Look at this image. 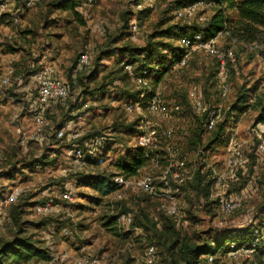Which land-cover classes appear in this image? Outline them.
<instances>
[{
	"label": "rangeland",
	"instance_id": "1",
	"mask_svg": "<svg viewBox=\"0 0 264 264\" xmlns=\"http://www.w3.org/2000/svg\"><path fill=\"white\" fill-rule=\"evenodd\" d=\"M75 1H78L75 8L82 15L85 26L78 25L73 14L55 6L50 7L53 0H32L29 6L28 0H0V235L9 238L18 226L34 234L50 259H34L27 264H93L92 260H98L99 264H167L164 247L153 231H137L120 218L122 213L137 212L140 203L145 202V195L129 188L121 201H114L113 195H109L101 204L95 203V193L88 186L87 180L78 174L83 173L88 166L81 167L74 163V145L71 147L69 141H58L52 137L46 141L44 139L43 143L25 139L35 131L32 109L30 106L25 107V103L34 101L36 91L30 76L24 78L21 72L25 68L24 56L27 58L32 52L33 58L38 59L35 69L46 68L55 76L68 80L79 54L88 52L91 57L90 71L94 68L93 71L96 72L87 73L84 82L93 88L104 77L119 69V62L125 60V55L117 52L95 61L98 51L107 50L109 36L123 32L124 41L129 34L128 40L143 45L146 36L154 29L165 10H168L166 16L175 15L173 12L177 0ZM207 5L206 9L200 11V15H210L211 3ZM134 21L139 24L135 39L130 31ZM173 21L186 22L175 16ZM28 30L30 34L24 35ZM123 40L117 44L118 47L123 44ZM218 45L223 51L233 49L236 52L237 62L226 68V75L221 74L215 57L204 50H194L185 66H175L174 73L159 84L167 103L171 104L175 100L179 102V112L168 115L127 112L126 105L134 103L132 94L136 88L126 78L125 81L116 83L117 87L111 93L100 94L95 100L89 95H83L86 104L92 105L90 110L85 111L87 106L72 115H66L64 123L72 120L75 123L73 130L84 133L103 131L107 139L113 138L102 153L105 156L102 166L111 170L118 157L134 154L138 150L137 135L144 122H149L156 128L173 130V142L181 148V157L186 162L188 171L202 163L222 169L229 138L234 134L243 144L242 154L247 161L246 166L238 171L235 181L236 184H241L239 180L251 172L248 164L253 166L260 158L255 137L257 113L254 110L244 112L239 108H230L237 102L244 88L252 90L251 103L256 96L264 94V54L249 50L244 45H233L223 36L218 39ZM9 67L15 69L19 76L16 79L12 77L8 84H3L2 80ZM223 82L229 85L226 96L221 93ZM76 91L72 92L80 94ZM197 99H201L207 108L222 106L217 125L227 122L225 134L219 144H215L210 150H204V161L196 151L188 149L186 144V136L191 129V114H202L195 108L194 102ZM57 116L61 118L63 115L59 111ZM133 123V131L123 129L121 135L113 131L116 124ZM110 133L114 135L111 136ZM212 133L205 132L204 137L207 138ZM48 134L53 136L56 132L46 129L45 136ZM47 152L52 158L57 155L55 161L43 167L29 166L30 160ZM150 165L149 162L127 178H140ZM166 165L165 159H162L159 166L154 168L155 184L162 192L172 185V182L168 186L162 181ZM114 170L117 171L116 168ZM86 172H90V169ZM246 180L248 183L243 190L234 191L242 197V210L227 217L218 213L215 204L196 201L192 193L189 195L184 191L178 194L184 214L183 223L178 225L182 234H199L201 238L215 237L221 232L216 227L220 220L225 222L226 227L222 231L228 232L247 228L251 220L252 223H258L263 218L264 167H260L256 174ZM235 182L229 181V189ZM224 187L227 190V184ZM16 192L17 199L10 202L11 196ZM64 194H71L72 200H66ZM46 203L53 206V211L42 215L37 207ZM190 203L195 204L194 219L186 218L188 215L185 211ZM144 205L151 216L160 222L159 201L151 198ZM18 208L20 216L16 223L12 216ZM109 217L111 220L116 219L111 226L108 225ZM43 220L49 222L38 227L37 224ZM153 245L156 257L149 262L144 253ZM234 261L259 264L254 257L249 259L239 256L235 259L229 255L221 256L219 264H232ZM260 264H264V259L260 260Z\"/></svg>",
	"mask_w": 264,
	"mask_h": 264
},
{
	"label": "trees",
	"instance_id": "2",
	"mask_svg": "<svg viewBox=\"0 0 264 264\" xmlns=\"http://www.w3.org/2000/svg\"><path fill=\"white\" fill-rule=\"evenodd\" d=\"M197 1L199 0H177L173 12L175 18H177L176 12L178 10L184 9ZM203 1L208 4L211 3V12L210 15L206 17L205 21H199L198 16H196L193 18H177L186 21L185 23L182 21L174 22V16H166L168 10H165L160 19L156 22L154 29L146 36L143 45H137L132 42V40H128L129 34L127 40L124 41L123 39H125V37H123V32L110 35L109 42L106 45L107 50L98 51L95 56V61H99L104 55L111 56L115 55L117 52L125 55V60L119 62V69L110 73L107 77H104L102 82L93 88L87 85L84 82V79L87 73H94L96 70L93 71V68V72L90 71V64L81 69L77 68L78 59L82 54L80 53L74 66L70 70L68 78V81L71 82L72 85V91L77 90L76 92L80 94L72 92L71 96L64 101H59L46 109V126L43 134L45 136L46 129H48V131L56 132V134L53 136L48 134L47 137H44L45 141L48 138L51 139V137L58 141H69L71 147L74 145V153L76 145L85 150V141L90 140L96 135H103L106 137L103 131H89L83 133V135L77 139L68 140L66 135L62 138H57V133L64 127L66 115H72L80 109L85 108L87 101L84 99L83 95H89L95 100L100 94L104 95L111 93L113 89L117 87L115 86L116 83L119 81H125L126 78L130 79L136 88L134 90L135 92L132 94L134 99L132 101L134 103L140 102L145 104L148 98L157 88H159V84L165 78L174 73L175 66H178L181 59L187 54L188 49L181 45V39L184 37H190L195 33H201L204 38L209 39L216 37L221 33L223 38L233 45H244L249 50L264 54V0ZM77 3L78 1L75 0H53L49 6H55L61 11L73 14L78 25L85 26L82 15L75 8ZM140 19L142 20L141 16ZM190 21H194V23H190ZM27 34H30V30L24 32V35ZM121 40L124 42L118 47L117 44ZM255 44L258 47L254 48L253 45ZM230 50H232L236 56V52L233 49ZM24 58L25 60L23 61L25 68L23 67L21 72V76L23 77L28 76L30 66L32 65L36 67V63L38 62L37 58H33L32 52L28 54L27 58L25 56ZM236 59L237 56L235 57L234 62H237ZM234 62L228 60L226 67L229 68ZM126 65L131 66L133 76L129 74L128 70H126ZM18 76L19 74H17L14 69L12 77H15L16 79ZM134 76L144 78L147 81L148 88H142V86L134 80ZM142 92H144L143 97H141ZM251 92L252 90L246 88L241 90L237 102L231 106L230 109L234 110V108H239L244 112L245 110H254L257 113V122L264 123V94L256 96L255 101L251 103ZM175 102L179 104L178 101L175 100ZM90 105L85 108V111L90 110L92 106ZM59 111L63 115L61 118L57 116ZM206 116V113L199 115L193 112L191 114V129L186 136L188 149L196 151V154L198 150H202L203 153L201 155L205 156V151L212 149L215 144H219L222 140L225 134V126L227 124V122H223L220 125L216 124L214 129L208 130L205 127ZM134 125L135 123L116 124L114 125L115 129L113 128V131L114 133L117 132L121 135L123 129L127 132L133 131ZM208 131L213 133L205 138L204 134ZM114 133H110V135L112 136ZM110 141H113V138L112 140L106 138L104 148L96 156L87 159L88 169L84 168L85 171L83 173H78L83 179L87 180L88 186L95 193L96 197H93L95 203L101 204L105 197L113 195L116 192L117 186L113 180L115 174H120L127 178L135 174L139 169L145 167L149 163L151 157L149 152L138 147V150H136L134 154L131 153L118 157L116 162H114L115 165H113V170L108 169L109 167L102 166L105 161V156H102V153ZM170 141L174 144L173 138L172 140L170 139ZM56 156L57 155L55 154L53 157L56 159ZM54 158H52L50 153L47 152L30 160L29 166L43 167L50 164L52 161H55ZM203 165L204 164L202 163L201 166H198L193 180L188 181L183 185L181 187V192L186 191L189 195L191 193L194 194V199H196V201L200 202L203 200L202 203L206 202L205 204L208 205H217L216 200L211 198L209 179L210 171L203 169ZM248 166L251 167V172L246 173V176H244L246 178L242 177L239 180L241 184H236L235 182L233 187L229 189V193L241 189L243 190L248 183L246 179L251 177L252 174H256L260 167H264V160L260 162L259 159L257 163H253V166L250 163ZM115 168L117 171L114 170ZM89 169L90 172H86ZM139 193L145 195V202H141L142 204L140 203L137 212H131L133 220L129 224V227L142 232L153 231L159 239L161 246L164 247L167 264H219L221 256L229 255L231 244L236 245V247H241L243 245L250 246L258 236L254 232V229L259 230L260 234H264V206L262 208L263 218L260 219L258 223H252L241 231L235 230L228 232L226 230H221L219 235L215 237L210 236L209 238H201L199 234H195L194 236L182 234L178 226L180 224H178L172 217L166 216L161 212L160 201L157 198H154L148 193ZM151 198L159 201V210L161 212L160 222L156 221V219L151 216L147 207L144 205L147 200H150ZM194 209L195 204L190 203L185 211L188 215L186 218H196L195 212L193 211ZM19 216L20 212L18 208L13 212L12 216L16 223ZM114 220H111V217H109L108 225H113ZM48 222V220H43L42 223L37 225L38 227H42ZM16 229V232L9 238L0 235V264H27L34 259L45 261L50 259L48 252L45 248L40 246V241L35 238L34 234H30L26 230H23L21 226H18ZM258 237L260 239L255 247L254 258H256L257 262L260 264V260L264 259V240L260 235ZM209 257H213V260L209 261Z\"/></svg>",
	"mask_w": 264,
	"mask_h": 264
},
{
	"label": "built area",
	"instance_id": "3",
	"mask_svg": "<svg viewBox=\"0 0 264 264\" xmlns=\"http://www.w3.org/2000/svg\"><path fill=\"white\" fill-rule=\"evenodd\" d=\"M32 0H28L27 5H31ZM1 6V5H0ZM207 3L203 0H199L184 9L178 10L176 12L177 18L189 17L193 18L198 16V20L203 22L206 20L204 15H200V11L206 9ZM141 7V6H139ZM139 24L134 21L130 26V31L132 33V38L135 39V35L138 33ZM221 33L213 38H204L201 33H195L190 37H184L181 39V45L188 49L187 54L181 59L179 63L180 66H185L188 63L189 56L194 50H204L209 55L215 57L218 67L222 75H226V66L228 60L234 62L235 55L232 50H221L218 45V39L221 37ZM253 47H258L256 44ZM91 57L88 52H83L77 63V68L81 69L90 64ZM126 70L129 74L133 76L131 66L126 65ZM29 76L32 81V85L36 91V98L31 104L32 113L34 115L35 131L25 137L27 141L42 143L44 140V131L46 126L45 111L50 106L56 104L59 101H64L71 96L72 85L68 80L55 76L52 71L46 68H36L35 66H30L28 70ZM14 74V69L9 67L5 73L2 80L3 84H8L10 79ZM134 80L142 86V88H148L147 81L142 77H135ZM229 92V85L225 82L222 83L221 93L222 96H226ZM144 96L142 92L141 97ZM195 108L199 113H206L205 127L208 130L214 129L218 118L222 112V106L218 105L214 108H207L201 99H197L194 102ZM88 104L85 105L87 107ZM30 109V110H31ZM181 109L180 105L173 101L171 104L167 103L163 99V92L160 88L148 98L145 104L136 102L133 104L126 105V111L131 113L133 111H138L137 113L142 114L147 112L149 114H162L168 115L172 112H177ZM75 123L72 120L65 122L64 127L58 131L57 136L62 138L67 136L68 140H74L82 136L84 132L79 130H73V125ZM255 134L258 142L257 152L260 155V160H264V123L257 122L255 126ZM173 138L172 129L156 128L149 124V122H144L143 126L140 127V132L137 135V146L143 148L151 154L150 157V167L144 174L136 179L129 180L123 175L115 174L113 180L117 186L116 192L113 194L112 199L116 201H121L125 198L126 190L132 188L136 192H144L157 198L160 201V210L166 216L172 217L178 224L183 223L184 214L178 201L177 195L181 193V187L185 185L188 181H192L198 166H195L192 171L186 170V162L182 160V151L179 146L173 144L170 139ZM106 137L103 135H96L88 141L84 142L85 150L79 146H75L74 149V163L81 167L87 165V159L96 156L105 146ZM242 145L237 137L232 134L229 138L227 155L223 161V168L217 169L214 166L204 164L203 169L210 171V191L211 198L215 199L217 202V211L222 216L233 215L243 208L242 197L236 193H229V181L232 183L237 180L238 171L244 168L247 164L246 158L242 154ZM202 150H198L197 155L201 156V159L205 160L206 156L201 155ZM165 159L167 165L163 174V182L169 186L168 183L172 182L168 190L160 191L155 184L154 168L158 167L160 161ZM203 160V161H204ZM207 163V161L205 162ZM227 184V190H224V186ZM17 194H13L10 198L11 201L17 199ZM64 198L72 200L71 194H64ZM37 211L46 215L53 211V206L50 203L38 206ZM122 222L126 224L131 223L133 216L131 213L121 214ZM223 221H218L216 227L220 230H224ZM252 224V220L250 221ZM254 232L264 240V234H260L259 230L254 229ZM256 237L250 246L243 245L241 247H236V245L231 244V251L229 257L238 258L239 256H244L249 259H253L255 247L259 241V237ZM145 257L149 262H152L155 258V247L151 246L145 251ZM213 257H209V261H212ZM93 264H99L98 260H92ZM232 264H241L234 261Z\"/></svg>",
	"mask_w": 264,
	"mask_h": 264
},
{
	"label": "crops",
	"instance_id": "4",
	"mask_svg": "<svg viewBox=\"0 0 264 264\" xmlns=\"http://www.w3.org/2000/svg\"><path fill=\"white\" fill-rule=\"evenodd\" d=\"M36 65H37V63H36ZM28 77H29V76H25L24 78H28ZM20 79H23V78H20ZM32 103H33V101L30 102V104H26V103H25V107L31 106Z\"/></svg>",
	"mask_w": 264,
	"mask_h": 264
}]
</instances>
